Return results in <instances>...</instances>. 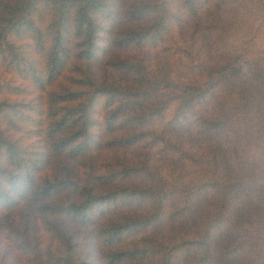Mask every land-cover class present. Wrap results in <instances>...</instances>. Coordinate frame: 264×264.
I'll use <instances>...</instances> for the list:
<instances>
[{
	"label": "trees",
	"instance_id": "1",
	"mask_svg": "<svg viewBox=\"0 0 264 264\" xmlns=\"http://www.w3.org/2000/svg\"><path fill=\"white\" fill-rule=\"evenodd\" d=\"M0 264H264V0H0Z\"/></svg>",
	"mask_w": 264,
	"mask_h": 264
}]
</instances>
